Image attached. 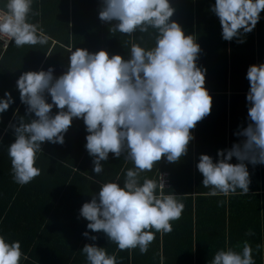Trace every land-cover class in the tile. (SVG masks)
Segmentation results:
<instances>
[{"label": "clouds", "instance_id": "9594fccd", "mask_svg": "<svg viewBox=\"0 0 264 264\" xmlns=\"http://www.w3.org/2000/svg\"><path fill=\"white\" fill-rule=\"evenodd\" d=\"M33 4L34 0H6L0 8V42L5 48L13 41L16 48L52 41L42 24L33 22L40 15ZM210 11L219 20L223 40L244 43L243 37L261 19L264 0H215ZM174 13L171 0H101L100 21L109 25L112 35L129 37L127 57L104 49L90 52L74 45L70 36L67 44L60 45L68 53L66 71L58 77L52 67L25 71L16 81L26 116L35 117L19 116L8 125L15 136L7 154L16 184L22 187L41 175L35 164L42 144L63 145L73 119H82L86 126L85 148L93 158L94 173H104L102 161L110 153L131 164L122 169V183L119 176L96 181L99 191L79 210V217L88 221L87 229L102 232L118 251L138 249L146 254L157 233L173 231L172 222L181 218L185 205L180 196L165 193L161 173L159 179L146 173L162 158L177 163L186 156L194 139L191 130L212 108L206 69L197 63L201 47L193 34H186L171 19ZM246 79L248 124L236 132L242 139L218 150L215 162L201 154L196 164L209 196L235 195L238 190L247 195L251 183L247 164L264 165V63L250 65ZM13 103L11 92L5 91L0 115ZM233 158L238 163H231ZM222 204L218 201V206ZM83 236L98 239L87 230ZM237 247L240 250L218 249L210 264H255L247 240ZM81 253L86 264H118L115 253L95 243L85 244ZM27 259L19 240L0 234V264H21Z\"/></svg>", "mask_w": 264, "mask_h": 264}, {"label": "trees", "instance_id": "16d2710c", "mask_svg": "<svg viewBox=\"0 0 264 264\" xmlns=\"http://www.w3.org/2000/svg\"><path fill=\"white\" fill-rule=\"evenodd\" d=\"M5 2L0 0V8ZM71 3L70 6L69 0H34L33 8L39 10L41 17L32 18L33 22L39 21L52 41L46 46L25 45L22 48H16L13 41L0 54V97L8 91L14 98L8 111L0 115V234L8 240L21 242L22 251L28 257L21 264H86L81 250L85 244L91 243L105 247L109 254L115 253L118 264H160L161 256L164 264H192L194 233L186 214L182 213L179 220L172 222L171 233H157L148 252L143 255L138 249L118 251L102 232L87 229L88 221L79 217V210L83 203L90 202L93 193L99 191L96 181L116 180L119 176L122 183V169L131 167V164L110 153L109 159L102 161L104 173H94L93 158L85 148L87 132L82 119H73L63 145L42 144V153L38 154L35 164L41 169L40 176L22 187L12 179L7 147L14 142L15 136L8 125L17 122L19 116H26L16 88L19 76L25 71L47 70L49 67L54 68L57 77L66 71L68 53L60 45L69 42L71 28L72 42L77 47L90 52L104 49L110 55L127 57L129 37L120 33L112 35L109 25L100 21L101 0H71ZM214 3L215 0H171L175 8L171 19L178 22L186 34L195 35L199 45L202 33L213 31L214 37L219 39L213 52L211 48H201L197 61L198 66L206 69L205 87L212 97L210 114L191 130L194 139L189 143L186 156L177 163L162 158L152 172L146 173L157 179L160 173L167 174L169 186L165 187V193L180 196L184 205L192 201V197L186 196L191 193V185L197 186V192H202L203 176L196 168L199 156L210 155L215 162L218 150L229 149L240 142L242 137L236 132L248 124L245 93L249 90V81L243 80L246 75L235 68L237 65L233 61H228L231 58H227L226 45L221 39V25L210 11ZM70 8L72 26L68 14ZM211 16H214L213 21ZM48 102L51 103L50 96ZM17 110L18 116L14 115ZM52 111L56 113L58 110L54 107ZM26 118L35 117L31 114ZM230 162L238 163L235 158ZM247 167L252 183H264V165L247 164ZM86 230L98 239L91 241L84 237Z\"/></svg>", "mask_w": 264, "mask_h": 264}, {"label": "crops", "instance_id": "0c3cea01", "mask_svg": "<svg viewBox=\"0 0 264 264\" xmlns=\"http://www.w3.org/2000/svg\"><path fill=\"white\" fill-rule=\"evenodd\" d=\"M69 1L71 6V0ZM68 14L70 26H72V8H70ZM260 16L261 19L255 29L243 37L244 43H237L236 40L231 42L222 40L226 45L227 58L232 59L228 58L229 63L233 61L232 63L237 65L235 68L241 69L245 75L250 65L264 63V11L261 12ZM40 17L41 14L37 18L40 19ZM213 19L214 16H211L212 21ZM69 33L72 39V28ZM213 33V31L211 33L206 32L204 35L202 33L203 38H200L202 49L211 48L212 52L213 49H217L219 39L214 37ZM53 44H56V42L53 41ZM0 50V54L5 51L1 44ZM212 52L210 55H212ZM213 58L214 55L211 59ZM229 63L228 70L231 69ZM243 80L247 79L243 78ZM235 161L237 160L235 159ZM189 190L191 193L186 194V196L192 197V201L185 205L182 213L186 214L192 222L194 233L192 264H210L218 249L233 247L240 250L237 246H242L245 240L253 249L255 264H264L263 182L259 185L251 182L247 195L239 194L238 190L235 195L209 196L210 189L205 188L202 184V192L200 193L197 192V186L194 185H191ZM27 199L31 200V198ZM221 200L223 204L218 206V201ZM249 230H252L255 234L252 236L245 235ZM257 245H261L259 250L256 248Z\"/></svg>", "mask_w": 264, "mask_h": 264}, {"label": "built area", "instance_id": "2783aa9c", "mask_svg": "<svg viewBox=\"0 0 264 264\" xmlns=\"http://www.w3.org/2000/svg\"><path fill=\"white\" fill-rule=\"evenodd\" d=\"M1 46L3 49H6L3 45H2V42H0ZM163 176V179H164V183H165V187H167L169 185V181H168V175L163 173L162 174ZM159 178H160V174H159Z\"/></svg>", "mask_w": 264, "mask_h": 264}]
</instances>
